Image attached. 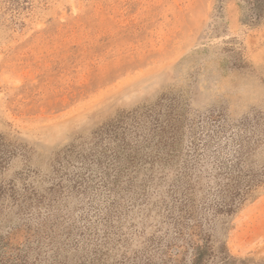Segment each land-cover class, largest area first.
<instances>
[{"label": "rangeland", "instance_id": "obj_1", "mask_svg": "<svg viewBox=\"0 0 264 264\" xmlns=\"http://www.w3.org/2000/svg\"><path fill=\"white\" fill-rule=\"evenodd\" d=\"M0 264H264V15L0 0Z\"/></svg>", "mask_w": 264, "mask_h": 264}, {"label": "trees", "instance_id": "obj_2", "mask_svg": "<svg viewBox=\"0 0 264 264\" xmlns=\"http://www.w3.org/2000/svg\"><path fill=\"white\" fill-rule=\"evenodd\" d=\"M255 9V18L260 19L264 15V0H247Z\"/></svg>", "mask_w": 264, "mask_h": 264}]
</instances>
